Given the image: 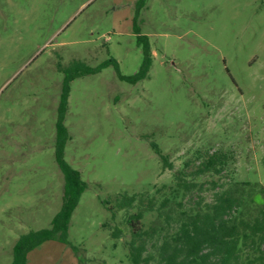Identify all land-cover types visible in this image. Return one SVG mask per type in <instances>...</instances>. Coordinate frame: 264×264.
<instances>
[{"label":"rangeland","instance_id":"obj_1","mask_svg":"<svg viewBox=\"0 0 264 264\" xmlns=\"http://www.w3.org/2000/svg\"><path fill=\"white\" fill-rule=\"evenodd\" d=\"M136 3L0 0V264H11L23 234L50 228L63 204L57 65L114 58L122 75L138 73ZM139 26L153 53L146 79L120 81L110 66L71 83L65 158L89 186L69 225L78 250L45 242L28 264H132L128 214L113 218L105 202L148 191L160 203L174 174L192 172L209 153L227 156V168L197 179L206 203L219 190L212 181L264 187V0H149ZM144 223L163 226L151 212ZM115 227L125 230L119 239Z\"/></svg>","mask_w":264,"mask_h":264},{"label":"trees","instance_id":"obj_2","mask_svg":"<svg viewBox=\"0 0 264 264\" xmlns=\"http://www.w3.org/2000/svg\"><path fill=\"white\" fill-rule=\"evenodd\" d=\"M148 1L137 0L136 3L134 33L143 55V64L138 73L122 75L120 64L114 58L97 66H89L84 60L74 61L67 66L61 62L57 65L64 75L55 135V159L64 176L63 204L50 228L25 233L16 241L11 264H28L29 254L49 241H60L78 250L69 239V225L81 196L89 186L83 180L81 170L74 168L65 158L71 140L70 131L65 125L71 83L83 76L98 74L110 66L120 81L129 84H138L148 77L153 65L152 46L149 36L143 34L139 26L140 13ZM152 145L160 155L164 168L173 170L167 155L153 142ZM226 157L223 153H209L192 172L174 174L176 186L160 203L148 191L118 195L112 206L105 202L113 218L121 211L128 214L126 228L131 240L127 247L132 264H264V187L259 190L253 187L248 191L243 186L250 183L235 182L225 186L212 181L214 189L219 188L214 193L212 203H206L201 196L205 182L200 183L197 179L203 175L224 173ZM186 165L189 167L188 162ZM150 212L162 219V227H146L144 219ZM124 233L125 230L115 227L112 236L119 239Z\"/></svg>","mask_w":264,"mask_h":264}]
</instances>
